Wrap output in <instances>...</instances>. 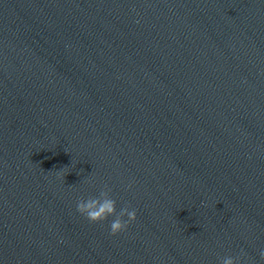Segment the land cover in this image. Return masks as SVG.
I'll return each mask as SVG.
<instances>
[{
    "label": "water",
    "instance_id": "water-1",
    "mask_svg": "<svg viewBox=\"0 0 264 264\" xmlns=\"http://www.w3.org/2000/svg\"><path fill=\"white\" fill-rule=\"evenodd\" d=\"M105 185L115 236L76 209ZM241 251L264 263V0H0V264Z\"/></svg>",
    "mask_w": 264,
    "mask_h": 264
},
{
    "label": "clouds",
    "instance_id": "clouds-1",
    "mask_svg": "<svg viewBox=\"0 0 264 264\" xmlns=\"http://www.w3.org/2000/svg\"><path fill=\"white\" fill-rule=\"evenodd\" d=\"M110 192L111 189L105 185L98 196H90L86 200L81 198L77 202L76 209L91 223H100L107 220L109 216H114L115 219L110 224V234L115 236L125 231L129 223L136 220V211L135 209L129 210L128 207H123L117 212L116 201L111 197ZM125 216H127V220L124 219ZM243 255L245 254L241 251L240 256L223 257L220 264H241V256ZM260 255L264 259V251Z\"/></svg>",
    "mask_w": 264,
    "mask_h": 264
}]
</instances>
